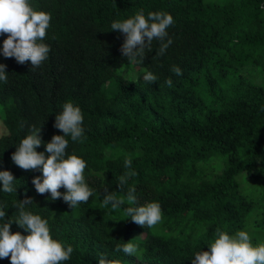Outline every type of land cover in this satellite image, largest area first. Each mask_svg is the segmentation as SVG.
Masks as SVG:
<instances>
[{"label": "trees", "instance_id": "1", "mask_svg": "<svg viewBox=\"0 0 264 264\" xmlns=\"http://www.w3.org/2000/svg\"><path fill=\"white\" fill-rule=\"evenodd\" d=\"M29 3L51 16L44 40L51 50L32 69L30 61L3 57L7 36H0V64L7 66L0 106L9 132L0 137V171L13 174L16 189L0 191L6 212L0 224L15 219L19 200L31 198L25 210L46 219L52 238L74 250L62 264H99L101 256L121 264H191L195 253L209 250L217 228L229 235L246 230L254 246L264 242V0ZM139 10L146 17L170 14L174 23L164 42L172 43L157 56L161 42L153 40L143 61L128 64L120 51L124 35L111 24ZM174 65L182 75L171 71ZM122 66L137 67L138 78L118 74ZM145 69L156 82L144 80ZM68 101L82 111L84 137H66V151L86 162L84 177L93 190L74 209L50 193L38 194L32 180L42 173L22 170L11 159L33 127L41 128L44 142L36 151L48 155L45 144L63 135L53 124ZM128 157L131 169L124 166ZM209 165L216 170L206 175ZM126 171L137 175L120 191L118 177ZM132 186L133 206L160 204L162 219L154 227L133 223L127 202L117 211L101 208L105 189L120 196ZM11 231L29 235L15 223ZM130 241L136 254L115 250Z\"/></svg>", "mask_w": 264, "mask_h": 264}, {"label": "clouds", "instance_id": "2", "mask_svg": "<svg viewBox=\"0 0 264 264\" xmlns=\"http://www.w3.org/2000/svg\"><path fill=\"white\" fill-rule=\"evenodd\" d=\"M51 16L43 11L32 8L29 0H0V36H7L3 40L2 55L4 58H15L23 65L31 62L34 68H39L48 59L50 47L44 43L47 30L50 27ZM173 17L165 12H149L147 17L143 10L124 20L112 22V31L124 35V42L120 48L122 55L127 58L128 64H136L145 59L146 49L152 51L153 40H159L160 47L157 56L165 54L172 40L167 39V29L173 25ZM7 66L0 64V81L7 83ZM125 66L117 69L119 74ZM175 75H182L179 66H172ZM144 80L154 83L157 76L145 69ZM169 87L172 80L166 81ZM84 116L81 109L73 102L63 104L62 111L55 116L53 127L63 135H53L50 142L45 144V152H37L43 140L41 128L33 127L30 134L23 138L16 151L12 154L13 163L25 171H38L32 183L38 194H51V200L63 199L69 208L74 209L81 203H87L93 196V190L88 186L84 177L86 162L75 154H67L70 137L73 142H83L84 130L82 127ZM130 157L124 161L126 169H131ZM135 171H126L118 177L119 190L123 191L128 179L136 176ZM15 177L10 171H0V191L12 193ZM61 188L65 191L62 193ZM136 188L127 189L126 195L117 196L116 192L105 189L101 208L111 205L112 211H117L127 202L129 207L124 211L131 221L141 227H154L162 219V210L158 202H149L139 206ZM33 203L31 198L19 200L16 204L15 219L0 224V259L10 258V264H62L68 261L73 253L71 245L65 246L62 242L52 238L48 221L40 215L25 210V206ZM66 214V213H65ZM6 217V212L0 210V220ZM17 224L29 235L15 234L11 231L12 224ZM208 251L195 253L191 264H264V242L253 245L246 230H239L233 235L217 228L214 242L208 245ZM117 252L123 251L127 255L138 252V246L131 241L118 244ZM99 264H121L118 259H107L101 256Z\"/></svg>", "mask_w": 264, "mask_h": 264}, {"label": "rangeland", "instance_id": "3", "mask_svg": "<svg viewBox=\"0 0 264 264\" xmlns=\"http://www.w3.org/2000/svg\"><path fill=\"white\" fill-rule=\"evenodd\" d=\"M125 74H128L132 79H137L139 76V70L137 67H135L134 69L128 70V71H124ZM4 118H5V112L2 106H0V137L7 135L8 129L6 128L5 124H4ZM213 165H209L206 167L204 173L207 172L206 175H211L215 172L216 169H210ZM209 170V171H208ZM143 238V237H142ZM135 260V258H134ZM136 262H139V260H136ZM126 264V263H125Z\"/></svg>", "mask_w": 264, "mask_h": 264}]
</instances>
